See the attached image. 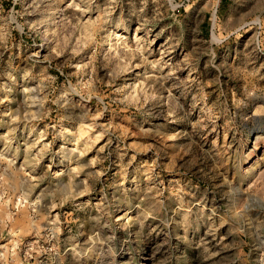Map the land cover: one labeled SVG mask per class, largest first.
I'll list each match as a JSON object with an SVG mask.
<instances>
[{
    "label": "rangeland",
    "instance_id": "374dc122",
    "mask_svg": "<svg viewBox=\"0 0 264 264\" xmlns=\"http://www.w3.org/2000/svg\"><path fill=\"white\" fill-rule=\"evenodd\" d=\"M0 264H264V0H0Z\"/></svg>",
    "mask_w": 264,
    "mask_h": 264
}]
</instances>
